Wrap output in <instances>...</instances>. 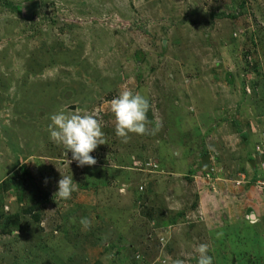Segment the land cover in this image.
Wrapping results in <instances>:
<instances>
[{"label":"rangeland","instance_id":"374dc122","mask_svg":"<svg viewBox=\"0 0 264 264\" xmlns=\"http://www.w3.org/2000/svg\"><path fill=\"white\" fill-rule=\"evenodd\" d=\"M252 161L264 0H0V264H264L258 200L210 235L194 214Z\"/></svg>","mask_w":264,"mask_h":264},{"label":"crops","instance_id":"0c3cea01","mask_svg":"<svg viewBox=\"0 0 264 264\" xmlns=\"http://www.w3.org/2000/svg\"><path fill=\"white\" fill-rule=\"evenodd\" d=\"M210 93V92H208ZM197 94V92H196ZM211 97H213L215 99V96H216V92L215 93H210ZM201 97V95H197L195 97V100H193L194 104L195 103H198V98ZM213 98H210L211 101H213ZM201 102H202V98H201ZM200 103V101H199ZM220 105V104H219ZM197 106V105H196ZM198 108V106H197ZM199 113H201V110H199ZM214 112H212L213 114ZM239 111H238V107L236 109H233L231 110L230 112V115L233 118L237 117ZM226 116V114L223 112V114L219 117L218 120L221 121V124L220 126H223V121L224 120V117ZM218 117V116H215V118ZM237 119V118H236ZM236 127V126H235ZM223 129H221L220 133H223L222 132ZM226 131V130H225ZM239 131V130H238ZM241 138L242 140L243 139H246L247 137H245L244 135H242L241 133H238L236 130L234 133H232L231 135V139L232 141L234 142V145L233 146H230V150L233 148V149H237V147L239 146L238 144V141H240ZM206 142V144H205ZM222 144L224 143L223 140L221 142ZM204 146H200V150H203V149H210V147L208 146V142L207 141H204L203 142ZM211 156V155H209ZM254 157V155H253ZM256 163V162H255ZM254 161L250 162L249 166L247 167L248 169L250 168V172L252 171V176L253 178H251V174L249 173L248 175H245V174H242L244 180L243 181H240L238 179H240L239 177L237 178H233V182L234 183H231V182H226L225 184V181H218L216 182L215 184L218 183V186H217V190L218 193H220V195L218 194H214V197L212 195H209L207 198L205 199H208L210 201V206H206L207 209L205 210V207H204V211L201 210V207H200V202L202 201L203 197L204 196H199L197 197V204L199 203V207L197 206L196 209H195V212L194 214L196 213L199 218H198V222L195 221L193 223H198L200 228H204L208 234L210 235V231H214L216 229H219V230H223L217 223L218 222H228L230 217L231 216L232 218V221L231 223L236 225L237 224V219L239 220H242L244 219L243 216H245L247 214V211H248V208L250 207V210L249 211H253V213H255V216H257L256 214L257 213V205L256 203L254 202L255 200H258V205L259 206H262L264 205V193H261L260 195H258V199H254L253 197L250 196V191H248V188H247V185L246 184H252L253 186H255L257 189L258 188V185L255 184V182L257 181L258 178H263L264 179V173L263 171L260 170V166L258 165V167H256ZM255 165V166H254ZM253 166V168H255V171L253 170V168L251 167ZM182 167L183 168H187V171H188V175L191 177H193V179H196V181H198V177H199V180H200V183L203 179V177H200V173L199 172H196V168L198 167V164H190V163H185L183 164L182 163ZM217 180H221V179H217ZM238 180V181H237ZM237 182V186H236V182ZM238 182H241V183H238ZM203 186V185H201ZM260 190V189H259ZM262 191V190H260ZM223 192L226 194H234V200H233V205L232 207L230 208H227V207H221L219 205L216 204V201L219 199V198H224L225 195L223 194ZM264 192V191H262ZM226 198V197H225ZM250 198V199H248ZM254 206V207H252ZM203 212V214L201 213V211ZM208 215H207V214ZM251 218H255V216L253 215H249ZM230 219V220H231ZM195 228V226L193 227ZM196 229V228H195ZM205 230H203L205 232Z\"/></svg>","mask_w":264,"mask_h":264},{"label":"built area","instance_id":"2783aa9c","mask_svg":"<svg viewBox=\"0 0 264 264\" xmlns=\"http://www.w3.org/2000/svg\"><path fill=\"white\" fill-rule=\"evenodd\" d=\"M258 150L260 151V153H263L260 147H258ZM147 165L151 167L153 166V164L151 163H147ZM260 170L263 171L264 173V161L261 163ZM238 183H241V182H238ZM255 184L258 185V188L260 190L264 191V179L263 178H258ZM248 219H252V218L249 216Z\"/></svg>","mask_w":264,"mask_h":264},{"label":"water","instance_id":"95a60500","mask_svg":"<svg viewBox=\"0 0 264 264\" xmlns=\"http://www.w3.org/2000/svg\"><path fill=\"white\" fill-rule=\"evenodd\" d=\"M36 5V4H35ZM134 97V96H133ZM203 166L206 168V170L210 169V160L209 156L204 157L203 159Z\"/></svg>","mask_w":264,"mask_h":264},{"label":"clouds","instance_id":"9594fccd","mask_svg":"<svg viewBox=\"0 0 264 264\" xmlns=\"http://www.w3.org/2000/svg\"><path fill=\"white\" fill-rule=\"evenodd\" d=\"M260 147V146H257V148ZM210 167H211V163H210Z\"/></svg>","mask_w":264,"mask_h":264}]
</instances>
